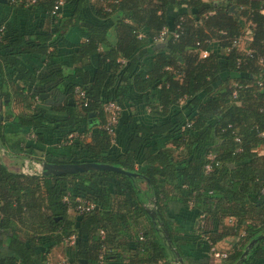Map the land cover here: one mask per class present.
<instances>
[{
	"label": "trees",
	"instance_id": "16d2710c",
	"mask_svg": "<svg viewBox=\"0 0 264 264\" xmlns=\"http://www.w3.org/2000/svg\"><path fill=\"white\" fill-rule=\"evenodd\" d=\"M94 1L68 0L58 14L56 0L22 6L56 20L74 4L52 32L13 33L0 14V264H47L72 235L70 264H210L211 243L231 236L218 264H264V238L244 256L264 235V0ZM75 26L86 39L72 65L39 73ZM107 101L124 109L121 148L104 128ZM23 144L34 161L106 163L138 176L26 174L1 154ZM78 197L95 208L77 212Z\"/></svg>",
	"mask_w": 264,
	"mask_h": 264
},
{
	"label": "crops",
	"instance_id": "0c3cea01",
	"mask_svg": "<svg viewBox=\"0 0 264 264\" xmlns=\"http://www.w3.org/2000/svg\"><path fill=\"white\" fill-rule=\"evenodd\" d=\"M207 1H210V0H207ZM90 3H91V6L94 8H97L99 6V4L94 0H92V2ZM22 6L23 5L19 3H18V6H14V7H11V6L5 7L0 4V14H2L3 18L6 21V24L7 25L9 24L10 26L9 29L12 30L13 33L17 32V33L23 34V33H36V32H49V31L52 32L54 29L55 22L59 18L61 20L65 17L73 15V11H74V4L73 5L67 4L66 6H64V8H62L59 14L60 17L56 18L55 20L52 17V15L47 11V9H45L43 6H37L32 9H25ZM66 11L68 12L65 14ZM89 12H91V10H86L85 11L86 15H89ZM247 36L249 39H251L250 35H247ZM85 39H86L85 31L81 29L79 26H75L67 30L66 35L62 37V39L57 43V55L53 58L46 57L45 61L42 64H40V67L38 68V72L43 74V73H46L49 69L54 68L55 66H64V65H69V64L72 65L73 54L77 50L79 43H81ZM54 48H55L54 45H50L48 49L51 52V51H54ZM101 49L103 50L108 49V46H102ZM19 83L24 84V81L20 80ZM32 87L33 86H31L30 89L28 88L31 92H32L31 90ZM45 96H48V94H46ZM36 101H40L38 96L36 97ZM11 110H13L16 114L22 113L24 111V105L21 103L20 100L18 101L15 100L11 106ZM0 114L4 115L6 114V111L4 109H0ZM26 137L27 139H33L35 138V134L34 132H31V133H28ZM113 141H114V144L118 145V147L121 148V145H119L118 140H117L116 132L114 134ZM63 143H65V141ZM28 150H29L28 146H26V144H23V150L21 151L16 150L13 153H7L6 151L3 150L1 154L3 156V160L11 168L21 171L22 166L24 165L26 160L28 159L33 160L28 157H23L24 153H26V151L28 152ZM39 154L43 155V152H40ZM151 206L152 204L148 205V207H151ZM229 221L234 222L235 220L233 218L228 219L227 220L228 224H230ZM224 244H229V241H220L217 244L211 243V246L208 249V253H206V255L210 257L209 258L210 264H218L221 260H226L230 251L227 252L226 249H223L221 250L222 252L221 253L216 250L220 245L223 246ZM56 248L57 246L52 249L51 253L48 256L49 258L48 261L52 262V254L56 250ZM188 248L190 249L191 254L195 255L198 258V260H200L201 257L203 258L202 255L200 256L199 254L196 253L195 247L189 246ZM212 252L214 253V255ZM65 258L68 259L67 253H65V257H63V259ZM52 264L54 263L52 262Z\"/></svg>",
	"mask_w": 264,
	"mask_h": 264
},
{
	"label": "built area",
	"instance_id": "2783aa9c",
	"mask_svg": "<svg viewBox=\"0 0 264 264\" xmlns=\"http://www.w3.org/2000/svg\"><path fill=\"white\" fill-rule=\"evenodd\" d=\"M12 3H19L22 4L24 6H30L33 5L35 3H37L39 0H8ZM68 0H56V3L54 5V9L52 11L53 14H58V12L60 11L61 7H63V5L67 2ZM167 29H164L158 36H157V41H162L166 34H167ZM240 40H238L239 42ZM204 56L207 55V52H204L203 54ZM262 84V83H261ZM260 84V85H261ZM77 98L79 99L80 103L82 104H87V95L86 92L80 87L77 86L74 90ZM104 111L106 114V123L104 125V128L106 130H108V132L111 134L112 137H114L115 134V129L118 125V121L119 118L122 114V106L115 102V101H107L104 103ZM264 111V110H263ZM262 136H264V131L261 134ZM78 136V134H72L70 137H75ZM207 169L210 170V166H207ZM21 171L23 173L26 174H41L43 173V168H42V164L41 162L38 161H34V160H26L24 165L22 166ZM70 199L68 197L65 198V201H69ZM75 210L79 213H87L90 212L91 210H93L95 208V204L92 203L91 201L88 200H84L80 197L75 199ZM76 240L75 235H72L70 237H68L66 239V245H74ZM47 264H52L50 261H48ZM58 264H70L68 259H63L61 262H59Z\"/></svg>",
	"mask_w": 264,
	"mask_h": 264
},
{
	"label": "water",
	"instance_id": "95a60500",
	"mask_svg": "<svg viewBox=\"0 0 264 264\" xmlns=\"http://www.w3.org/2000/svg\"><path fill=\"white\" fill-rule=\"evenodd\" d=\"M1 2H9L8 0H0ZM0 109L6 110V108L3 106V103L0 102ZM42 168L43 173L46 175L54 174V175H64V174H75V173H83L91 170H111L116 172L125 173L128 175H134L138 176L136 173L127 172L121 167L106 164V163H97V162H82V163H53L48 161H42ZM149 214L156 219L157 217V211L152 208H147ZM264 235L258 237L257 239H254L250 244L248 249L244 252V256H246L249 253V249L254 246L259 240L263 239ZM182 262V260H181Z\"/></svg>",
	"mask_w": 264,
	"mask_h": 264
},
{
	"label": "rangeland",
	"instance_id": "374dc122",
	"mask_svg": "<svg viewBox=\"0 0 264 264\" xmlns=\"http://www.w3.org/2000/svg\"><path fill=\"white\" fill-rule=\"evenodd\" d=\"M39 155H42V154H39ZM151 207L153 208L154 205H152ZM71 215H74V211H71ZM229 223H230V225L234 224V222H232V221H229ZM236 239H237L236 236H231V237H228V238L224 239L223 241H229V244H224L223 246L220 245L216 250L221 252V250L226 249L227 252H229V251L231 252ZM66 252H67V245H66V241H65L62 244L58 245L56 250L53 252V254H52V262L54 264H57V263L61 262L63 260V257H65V253ZM213 255H214V253H213Z\"/></svg>",
	"mask_w": 264,
	"mask_h": 264
}]
</instances>
